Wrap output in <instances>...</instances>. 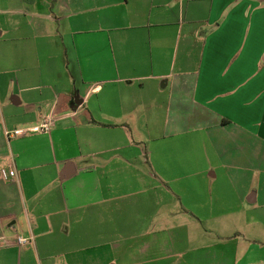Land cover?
<instances>
[{"label": "crops", "instance_id": "crops-1", "mask_svg": "<svg viewBox=\"0 0 264 264\" xmlns=\"http://www.w3.org/2000/svg\"><path fill=\"white\" fill-rule=\"evenodd\" d=\"M0 264H264V0H0Z\"/></svg>", "mask_w": 264, "mask_h": 264}, {"label": "built area", "instance_id": "built-area-1", "mask_svg": "<svg viewBox=\"0 0 264 264\" xmlns=\"http://www.w3.org/2000/svg\"><path fill=\"white\" fill-rule=\"evenodd\" d=\"M51 128H52V122L50 120H44L40 126H37L33 129H30V131L49 133L51 131ZM11 133L17 135L18 133H20V131L15 130ZM11 133H9V135ZM3 175H4L5 179H8L10 177H15L16 171L12 170L10 175L7 172H4ZM32 240H33V237H24V236H18L17 237V241L20 245H25V244L31 242Z\"/></svg>", "mask_w": 264, "mask_h": 264}, {"label": "rangeland", "instance_id": "rangeland-1", "mask_svg": "<svg viewBox=\"0 0 264 264\" xmlns=\"http://www.w3.org/2000/svg\"><path fill=\"white\" fill-rule=\"evenodd\" d=\"M12 170H14V169H12ZM9 175L11 174V169L10 170H8V172H7ZM19 244V243H18Z\"/></svg>", "mask_w": 264, "mask_h": 264}]
</instances>
